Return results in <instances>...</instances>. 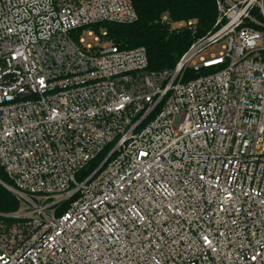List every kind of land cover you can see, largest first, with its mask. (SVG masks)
<instances>
[{
	"label": "built area",
	"instance_id": "obj_1",
	"mask_svg": "<svg viewBox=\"0 0 264 264\" xmlns=\"http://www.w3.org/2000/svg\"><path fill=\"white\" fill-rule=\"evenodd\" d=\"M217 5L156 72L77 35L132 0H0V264H264V0Z\"/></svg>",
	"mask_w": 264,
	"mask_h": 264
},
{
	"label": "trees",
	"instance_id": "obj_2",
	"mask_svg": "<svg viewBox=\"0 0 264 264\" xmlns=\"http://www.w3.org/2000/svg\"><path fill=\"white\" fill-rule=\"evenodd\" d=\"M138 20L131 24H99L91 26L98 34L103 27L106 40L121 49L145 47L148 53L149 70H174L188 52L195 38L206 36L214 30L219 11L217 0H132ZM166 19V21L164 20ZM194 22L197 35L180 24ZM80 29L78 33H81ZM208 73V72H204ZM192 71L185 73V81L197 78ZM102 155L90 169V174L104 159ZM81 177V176H80ZM79 177V178H80ZM0 180L13 185L0 166ZM20 209L15 195L0 183V213L11 214Z\"/></svg>",
	"mask_w": 264,
	"mask_h": 264
},
{
	"label": "rangeland",
	"instance_id": "obj_3",
	"mask_svg": "<svg viewBox=\"0 0 264 264\" xmlns=\"http://www.w3.org/2000/svg\"><path fill=\"white\" fill-rule=\"evenodd\" d=\"M93 31L92 35H89V32ZM101 34H98L94 28H90L89 30H85L82 33H77L78 36H81V38L85 39V45L92 44L94 47H100L101 45L103 46H108V43H103L102 41H97L96 38H100L103 40H106V31L102 27L100 29ZM108 41V40H106ZM110 42V41H109ZM227 40H224L218 44L212 45L209 48H207L202 55L206 57H210L212 54L219 55L220 52L222 51V46L226 44ZM111 43V42H110ZM113 44V43H112ZM78 179H81L78 177Z\"/></svg>",
	"mask_w": 264,
	"mask_h": 264
},
{
	"label": "water",
	"instance_id": "obj_4",
	"mask_svg": "<svg viewBox=\"0 0 264 264\" xmlns=\"http://www.w3.org/2000/svg\"><path fill=\"white\" fill-rule=\"evenodd\" d=\"M0 183L5 187L6 184L2 180H0Z\"/></svg>",
	"mask_w": 264,
	"mask_h": 264
}]
</instances>
